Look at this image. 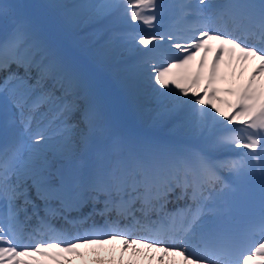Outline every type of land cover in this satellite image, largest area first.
<instances>
[{"label":"snow or ice","instance_id":"6c2138e0","mask_svg":"<svg viewBox=\"0 0 264 264\" xmlns=\"http://www.w3.org/2000/svg\"><path fill=\"white\" fill-rule=\"evenodd\" d=\"M56 7L70 29L105 25L109 46L135 53L158 116L178 117L203 143L161 149L113 133L80 72L0 0V17L13 22L0 39V264H74L81 248L93 249L94 264H264V0ZM250 63L245 83L218 87L221 65ZM231 149L245 151L218 158ZM251 180L258 211L242 187ZM173 197L188 203L169 210ZM106 245L107 260L96 251Z\"/></svg>","mask_w":264,"mask_h":264},{"label":"rangeland","instance_id":"374dc122","mask_svg":"<svg viewBox=\"0 0 264 264\" xmlns=\"http://www.w3.org/2000/svg\"><path fill=\"white\" fill-rule=\"evenodd\" d=\"M3 2L11 6V11L14 13L15 19L27 21L32 24L40 32L41 35L47 38L54 45L59 54L62 55L80 72L86 82V87L90 90V98L97 102L103 108L111 131L113 132L116 128V125L118 124L119 130L116 131V134H119L125 138L129 137L131 138V140H134L136 137L134 130L123 129V123H120L123 111L119 106V99L115 95L109 80L106 78L88 79L86 67L87 61H94L102 57L106 58L109 52V46L104 45L98 48H92L91 50L83 47L89 42H97L103 40L105 38V28H95L94 33H98L100 31L101 34H94L92 31L93 29L91 28L94 26L97 27L99 25H92L87 27L88 29L86 34L84 32L82 34L76 35L75 31H77L78 29H70L62 20L59 14L60 10L56 7V5L68 3L70 2V0H3ZM208 2L212 3L216 2V0H208ZM12 27L13 22L11 17L8 20L0 17V39H3L8 34H10V32L12 31ZM57 37L62 38V41H58ZM115 46L117 49L113 53L115 55L114 57L119 56L116 60H120L123 57L129 58L133 54H135L124 44ZM11 71L19 72V74L21 75L24 74L23 68L17 69V67L14 68L13 66L11 68ZM110 73L114 78L120 79V77L115 72ZM129 73H131L129 74V80L121 82L123 88L132 98L133 96L135 97V101L138 103V105H142V103H148L153 106L149 114L145 115L146 118L142 115V112L138 113V121L140 122V124L142 126L150 125L153 128H160L169 124L173 120V118H161L157 114L158 105L157 102L153 101L155 98V93L153 95V100L151 101V99H149L148 97H143L145 92L144 90L143 92H136L134 80L137 79L138 73L134 71H129ZM32 75L33 77H35L34 71ZM2 78L3 76H1V79ZM137 84L138 87H140L142 90L140 84ZM226 84L228 85V81ZM220 86H224V84L220 82L218 84V87ZM148 89L153 91L150 86ZM172 130H174V128ZM186 133L189 132L186 131ZM53 147L58 146L53 145ZM97 250H99L101 256L105 252L104 248H99ZM78 260L79 258H74V264H79ZM93 262L94 260L91 261V263Z\"/></svg>","mask_w":264,"mask_h":264},{"label":"bare ground","instance_id":"6f19581e","mask_svg":"<svg viewBox=\"0 0 264 264\" xmlns=\"http://www.w3.org/2000/svg\"><path fill=\"white\" fill-rule=\"evenodd\" d=\"M221 67H222V69H223V74H224V75H225V74H230V73H231V72H230L231 67L227 66V64L221 65ZM112 247H113L112 245H106V246H105V255H104L103 258H105L106 260L109 259V258L111 257V255H112V252H111ZM115 247H116L115 257H116V260L118 261V260H119V255H120V252H119V244H117ZM87 249H89V248H87ZM81 251H82V252H85L86 250H85V249H81ZM94 253H95V252H94ZM129 258H132V257H131V252H130V251H129V253H126V254L124 255V259H125V261H127ZM138 259L140 260V264H141V259H142V257H140V258H138ZM151 264H156V262L153 261Z\"/></svg>","mask_w":264,"mask_h":264}]
</instances>
